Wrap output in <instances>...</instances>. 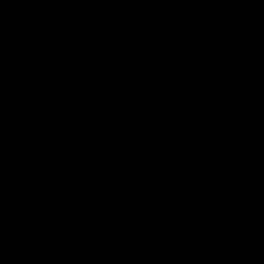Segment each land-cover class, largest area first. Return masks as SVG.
Wrapping results in <instances>:
<instances>
[{
  "label": "water",
  "instance_id": "obj_1",
  "mask_svg": "<svg viewBox=\"0 0 264 264\" xmlns=\"http://www.w3.org/2000/svg\"><path fill=\"white\" fill-rule=\"evenodd\" d=\"M0 264H264V0H0Z\"/></svg>",
  "mask_w": 264,
  "mask_h": 264
}]
</instances>
